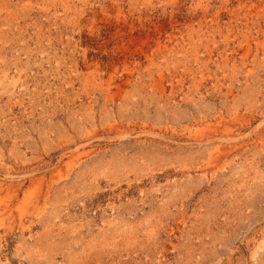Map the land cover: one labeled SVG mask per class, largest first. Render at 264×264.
<instances>
[{
	"label": "rangeland",
	"instance_id": "rangeland-1",
	"mask_svg": "<svg viewBox=\"0 0 264 264\" xmlns=\"http://www.w3.org/2000/svg\"><path fill=\"white\" fill-rule=\"evenodd\" d=\"M0 264H264V0H0Z\"/></svg>",
	"mask_w": 264,
	"mask_h": 264
}]
</instances>
